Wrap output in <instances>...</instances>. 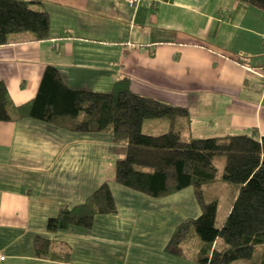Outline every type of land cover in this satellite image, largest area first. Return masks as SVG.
<instances>
[{
  "label": "crops",
  "instance_id": "0c3cea01",
  "mask_svg": "<svg viewBox=\"0 0 264 264\" xmlns=\"http://www.w3.org/2000/svg\"><path fill=\"white\" fill-rule=\"evenodd\" d=\"M26 1L48 13L50 33L0 44V81L14 107L36 96L53 65L71 89L107 93L128 79L134 94L179 107L172 126L182 138L264 135L260 10L238 0ZM124 152L108 133L0 121V264H197L165 250L176 227L201 214L193 189L152 198L119 185L113 156ZM104 183L116 213L96 216L90 230L48 232L50 218ZM39 237L70 247V259L38 257Z\"/></svg>",
  "mask_w": 264,
  "mask_h": 264
},
{
  "label": "trees",
  "instance_id": "16d2710c",
  "mask_svg": "<svg viewBox=\"0 0 264 264\" xmlns=\"http://www.w3.org/2000/svg\"><path fill=\"white\" fill-rule=\"evenodd\" d=\"M238 1L264 14V0ZM29 6L26 0H0V44L48 38V13ZM22 11L31 12V18L23 22ZM181 110L134 94L128 79L116 82L107 93L71 89L53 65L46 67L36 96L19 107L13 106L6 84L0 81V121L29 118L75 133H108L112 144L125 150L116 163L118 184L152 198L194 189L201 214L176 227L167 253L197 264H264V135L253 130L250 135L185 141L172 126ZM157 119L169 121L171 127L156 136L144 133L147 124L167 123H148ZM218 156L225 158L222 182L237 186L220 226L219 200L204 191L205 185L217 181ZM116 212L112 191L104 183L83 204L63 208L50 218L47 230H90L96 216ZM36 252L40 258L67 261L71 249L39 237Z\"/></svg>",
  "mask_w": 264,
  "mask_h": 264
},
{
  "label": "rangeland",
  "instance_id": "374dc122",
  "mask_svg": "<svg viewBox=\"0 0 264 264\" xmlns=\"http://www.w3.org/2000/svg\"><path fill=\"white\" fill-rule=\"evenodd\" d=\"M149 121L150 122H148V123H152V122H155V121H164V122L169 123V121H167V120H158V119L157 120H149ZM159 126L160 125H157L155 123L147 124L146 126H144L143 132L146 133V134H150V135L156 136V135L162 134L163 132L166 131V130H162V127L161 126L159 127ZM252 133H253V131H252ZM183 138H184L185 141H191V140H194V139L208 138V137H200V138L192 137V138H188L186 136H183ZM210 138H213V137H210ZM123 156L119 157L117 155H114L113 158L118 161L119 159H122ZM214 162H215L216 167L218 168L217 181H216V183L211 184V186H206L205 185L204 186V191H205V193L207 195L215 197V198H217L219 200L217 226H220V224L222 223V221L225 218V215H226L229 207L231 206L232 202L235 200V197H236V194H237V186L224 183L221 180L223 168H224V165H225V158L223 156H218V157L215 158ZM115 181H116V176H115ZM191 189H193V188H191ZM193 191H194V189H193ZM194 193H195V191H194ZM234 264H245V263H243L241 261H238V262H235Z\"/></svg>",
  "mask_w": 264,
  "mask_h": 264
},
{
  "label": "built area",
  "instance_id": "2783aa9c",
  "mask_svg": "<svg viewBox=\"0 0 264 264\" xmlns=\"http://www.w3.org/2000/svg\"><path fill=\"white\" fill-rule=\"evenodd\" d=\"M140 2V0H131V6L137 5ZM6 256L2 253H0V263L4 262L6 260Z\"/></svg>",
  "mask_w": 264,
  "mask_h": 264
}]
</instances>
